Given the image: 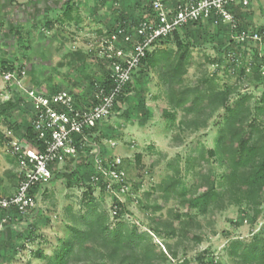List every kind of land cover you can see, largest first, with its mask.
<instances>
[{
    "label": "rangeland",
    "instance_id": "1",
    "mask_svg": "<svg viewBox=\"0 0 264 264\" xmlns=\"http://www.w3.org/2000/svg\"><path fill=\"white\" fill-rule=\"evenodd\" d=\"M51 15H56V13ZM64 16L63 11L61 17ZM96 37L98 36L92 35L75 39L74 46L83 44L84 50H86L84 52L88 55L84 67L75 65L74 68H64L51 74L58 80H66L67 76H71L76 80L75 82L70 81V84L63 86L47 84L43 88L56 87L58 90H69L75 95L82 94L85 87L90 88V81L99 77L98 75L101 73L94 53L89 54L90 45H93ZM212 40L201 35L198 39L200 45L191 50L192 54L184 79L185 85L191 86L198 83L201 78L215 74L219 89H224L226 86H233L237 89L232 99L238 93L239 95L250 93L253 96L249 118L253 117L254 105L260 98L264 85L262 83H259L260 86L253 84L251 77L248 78L247 74H240L238 67L232 68L223 51L220 53L221 57H218V51L210 45ZM214 42L218 43V40H214ZM28 45L35 49V55L44 52L42 45L38 47L36 42L30 44L28 42ZM168 47L174 48L173 45L161 44L158 46L161 49ZM217 57L221 58L218 65L208 62V58L216 61ZM102 64L106 65L105 61ZM42 68H38L37 72L38 79L41 81L45 80L44 71H48L47 66ZM7 83L0 76V103L11 97L12 92H10ZM169 108L166 100V86L158 80L156 70L149 68L147 71L144 69L142 72L136 73L133 93L124 104H121L120 110L118 109L116 114L106 120L104 129L108 131L111 136L109 140L114 141L115 145L111 146L107 142L109 140H103V145L108 150V156L121 158V168L126 167V170L123 168L126 180H129V185H131L129 189L131 188L132 195L122 197L127 206L123 221L134 224L140 232H147L155 248L161 250L168 257V261L155 264H180L182 260H187V264H196L195 258L206 251L214 259V264H239L227 255L226 243L234 238L249 242L256 232L264 235V208L262 205L258 210L260 213L257 215L256 212L245 206V202L237 201L235 195L227 193L206 214H201L197 210L189 211L192 216L190 218L185 215L186 210L175 198L165 201L160 192H153L148 200L144 198L145 192L152 191L168 175L178 176L181 183L175 189L177 192H181L184 188H190L196 181L200 183L202 174L212 173L218 179L225 171L216 157H211L209 160L199 157L202 151L214 147L224 111L220 109L212 113L199 114L178 111L175 122L171 125L163 115V110ZM31 119L32 110L26 98L24 103L16 105L7 113L0 112V132L4 134L8 130L13 133L14 137L22 140ZM259 120L262 121L261 124L264 127V117H260ZM192 121L197 122V128L192 125ZM9 125L12 127L10 128ZM136 155H141L139 164L136 161ZM13 159L5 151L1 141L0 187L2 190H7V193L1 191L0 196L12 194L16 190L11 181L12 176L9 175L17 170L16 164L12 162ZM174 166L178 167V173L174 171ZM64 169L65 167H63ZM86 170L92 172L93 165ZM77 175L80 174L77 173ZM57 177L45 187L49 196L44 197L40 194L38 197L39 213H30L27 219L19 216L20 218H16L15 223L12 224V229L7 227L3 229L4 232H0V264H43L44 260L35 256L32 251L40 249L45 256H50L58 246L59 239L68 236L67 225L70 224V219L65 217V207L70 206L75 215L85 212L86 205L82 203V194L85 191L86 183H74L73 187H68L61 175ZM93 196L99 206L107 212L110 222L112 221L114 224L116 222L113 219L115 216L113 206L116 199H114V195L106 194L97 185L93 187ZM260 200L264 204V197H261ZM154 204L159 205L161 209L154 210ZM44 217L48 218L50 222H43ZM157 218L162 223L172 224L177 230L176 235L174 237L166 235L161 227V233H155L150 227L154 225L153 220ZM26 222L37 224L38 228L32 235L33 241L18 252L13 248L12 241L18 240L14 231L23 230L27 225ZM194 236L197 239H194ZM167 244L176 253L175 258H171L172 255ZM86 264H98V261Z\"/></svg>",
    "mask_w": 264,
    "mask_h": 264
},
{
    "label": "trees",
    "instance_id": "2",
    "mask_svg": "<svg viewBox=\"0 0 264 264\" xmlns=\"http://www.w3.org/2000/svg\"><path fill=\"white\" fill-rule=\"evenodd\" d=\"M74 3L75 0H70L66 4L64 8L65 16H70L75 6ZM143 3L144 8L148 12L147 16H149L151 14L149 7L150 1L143 0ZM143 18L140 17L134 23H128L126 20L124 22L131 25L139 22ZM199 23L201 22L189 25H197ZM181 30L174 31L172 35L162 38L157 44L158 46L161 44L173 45L174 48L168 47L161 49L158 46L155 47L141 60L136 73L138 74V72H142L144 69L147 71L149 68L156 70L158 80L166 86V100L170 108L163 110V115L166 116L171 125L174 124L178 111L193 114L212 113L220 109L224 111L214 147L202 151L199 157L203 160L216 157L225 168V171L218 179L212 173L207 175L202 174L200 183L196 181L190 188H184L181 192H177L175 189L181 183L178 176L168 175L152 191L145 192L144 198L145 200L150 199L153 192H160L165 201L175 198L186 210L185 215L192 218L189 211L197 210L201 214H206L211 207L216 206L228 193L235 195L238 199L237 201L245 202V206L258 215L260 213L258 210L261 209V205L264 208V204L260 200L261 197H264V127L261 124L262 121L259 120L260 117H264V90L261 92L257 103H254L253 117L249 118L251 113L250 105L254 99L253 96L250 93L242 95L238 93L232 99L237 89L233 86H226L224 89H219L216 78L214 77L215 74L203 77L198 83L191 86L185 85L184 79L192 54L191 50L198 47L200 41H198L199 37L192 35L190 37L186 32H182ZM231 44L235 47L233 40L225 47H216L215 49L219 54L218 57H221V51H223V54L229 51ZM24 47L29 48L28 45ZM89 54L91 53L89 52ZM218 57L216 61L208 58V62L218 65V62L221 60ZM24 59H26V56H24ZM95 59L99 63L101 73L98 75L99 77L90 81L88 92L90 95L88 98L87 96L84 98L85 95L83 93L73 94L77 106L83 104L89 105V98L95 81L105 84V86L110 85L105 65L102 64L103 60L99 58ZM246 69L247 67L242 65L239 68L240 74H247L248 78L251 77L252 83L254 81H260L262 73L259 62L251 65L248 73ZM22 71H24L23 76ZM6 72H12L19 77L27 88L40 90L32 84L30 86L25 84L27 74L25 72L24 62H2L0 64V75L2 76ZM135 76L136 74L132 82L126 85L122 95L119 96L118 103L120 105L122 103L124 104L128 97L131 96V93H133ZM7 84L12 93L7 101L0 103V112L4 114L16 105L24 103L26 100V97H24L16 83L8 82ZM256 85L258 86V84ZM59 90L56 89L48 92L54 93ZM118 109L119 107L116 105L115 111H118ZM106 122L97 124L92 129L98 134L94 138L95 140L102 142L103 140H109L111 137L108 131L104 129ZM192 125L196 128L198 127L196 121H192ZM9 126L10 128L12 127V125ZM23 138L35 143V135L31 124L26 128ZM1 141L2 143L4 142V134L2 132H0V144ZM102 154V157L108 156V150L104 145L102 146ZM13 160L12 162L18 167L17 162ZM140 160L141 155H136L138 164ZM90 166V164H85L81 160L76 164V171L66 166L65 169L68 170L55 171L48 182L39 183L34 187V189L42 190L40 194L44 197H48L49 195L45 187L52 180L57 179V176L61 175L65 179L66 186L68 187H73L74 183H86L85 191L82 194V203L86 205V210L82 214L75 215L72 213V208L66 206L64 214L65 217L70 219V224L68 223L67 225L69 231L68 236L59 239L58 246L50 256H45L40 249L33 250V254L43 259V264H86L96 261H98V264H155L156 262L164 263L168 261V257L161 250L155 248L147 232H140L134 224L123 221L124 212H126L125 208H127L125 203L115 202L118 203L114 204V207L116 205V210L113 219L116 222L114 224L112 221L110 222L107 212L99 206V203L95 201L93 196V186L90 184V175L92 172L86 170ZM123 168L126 170V167ZM173 168L178 173V167L174 166ZM16 172L9 174L12 176L11 181L14 183L15 188H17L19 181L18 173ZM77 173L80 175H77ZM1 191L7 193V190H2L0 187ZM8 194L4 196H11L13 193ZM153 208L154 210L161 209L157 204H154ZM9 212L11 218L4 224V229L7 227L12 229L11 226L15 223L16 218L26 217L27 219L30 213H39V209L37 204L28 214H19L13 209ZM153 221L154 225L150 228L155 233H161L160 229L162 228L166 235L170 237L176 235L177 230L172 224L162 223L158 218ZM43 222L49 223L50 220L44 217ZM26 224L23 230H18V232L14 231L16 239L18 240L12 241L14 244L13 248L18 252L33 241L32 235L35 234L38 228L37 224L28 222ZM148 231L150 232V230ZM194 239H197V237L194 236ZM167 248L172 255L170 257L175 258L176 253L169 244H167ZM225 248L227 255L235 259L239 264H264V235H261V233H254L249 242L242 241L239 238L231 239L226 243ZM195 260L197 261L196 264H214V259L207 251L198 255ZM187 263V260L180 262V264Z\"/></svg>",
    "mask_w": 264,
    "mask_h": 264
},
{
    "label": "built area",
    "instance_id": "3",
    "mask_svg": "<svg viewBox=\"0 0 264 264\" xmlns=\"http://www.w3.org/2000/svg\"><path fill=\"white\" fill-rule=\"evenodd\" d=\"M149 1V16L131 25L120 21L90 45L89 52L105 61L110 85L95 81L89 105L77 106L69 90L49 93L29 89L12 72L3 73V79L16 83L28 99L35 143L24 138L19 140L8 130L4 133V148L17 162L19 181L11 196H0V232L11 218V209L28 214L37 205L36 200L42 192L34 189L37 184L48 182L52 174L62 171L63 167L75 170L81 160L93 165L90 184L114 195V204H123V198L132 195L129 180L121 168V158L102 157L103 141L94 139L98 134L92 129L119 111H115L116 105L121 106L119 96L132 82L141 60L162 38L189 24L211 20L215 25L225 23L232 32L235 48L226 52L232 68L244 65L249 72L251 65L263 58L261 54H254L251 46L262 44L263 32L242 28L232 11L235 6H247L251 0H178L173 5L168 0ZM21 73L23 76L24 71ZM110 141L107 142L114 146L115 142Z\"/></svg>",
    "mask_w": 264,
    "mask_h": 264
},
{
    "label": "crops",
    "instance_id": "4",
    "mask_svg": "<svg viewBox=\"0 0 264 264\" xmlns=\"http://www.w3.org/2000/svg\"><path fill=\"white\" fill-rule=\"evenodd\" d=\"M177 1L168 0L171 5ZM69 2L70 0H0V64L5 61L24 62L27 74L25 84L28 86L32 84L35 88L50 92L58 88L43 86L47 84L63 86L70 84V81L75 82L71 76H67L66 80H58L51 74L64 68H74L75 65L84 67L88 60L84 52L85 46L83 44L74 46L76 38L100 36L103 32L114 29L120 21L134 23L148 14L143 0H75L70 16L61 17ZM232 11L242 28L259 30L264 34V0H251L247 6H235ZM52 13L56 15H51ZM181 31H187L190 37L203 35L211 40H218V43L214 40L210 43L214 48L227 46L232 36L225 23L218 26L211 20L188 25ZM27 38L29 44L36 42L38 47L42 45L44 52L35 55V49L28 45ZM27 45L29 48L24 47ZM251 46L254 54L262 55L263 60L258 62L263 68L264 39L260 46L257 43ZM231 48H235L233 44ZM43 66H47L48 71H44L45 80L41 81L37 72L38 68ZM261 73L260 81H254L253 84L264 85V68ZM85 88L82 93L85 95L84 98L86 96L88 98L89 88Z\"/></svg>",
    "mask_w": 264,
    "mask_h": 264
}]
</instances>
